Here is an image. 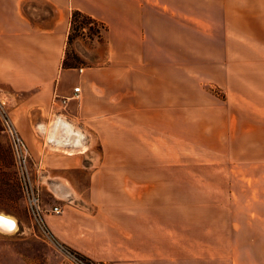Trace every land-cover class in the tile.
Returning <instances> with one entry per match:
<instances>
[{"label": "crops", "instance_id": "crops-1", "mask_svg": "<svg viewBox=\"0 0 264 264\" xmlns=\"http://www.w3.org/2000/svg\"><path fill=\"white\" fill-rule=\"evenodd\" d=\"M209 2L219 13L218 24L204 26L209 29L203 33L238 34L246 28L264 34V0ZM163 5V0H0V96L12 107L28 148L42 207L62 210L46 213L44 222L60 244L93 263L210 259V233L198 238L202 245L196 250L194 220L178 217L184 211L178 202L170 203L173 217L147 215L150 194L160 190L148 178L162 171L164 161L162 153L147 152L148 134L152 140L156 114L159 120L163 113V90L173 88L168 77L156 74L157 67L172 65L163 58ZM72 11L106 27L104 66L62 68ZM187 24L194 31L195 18ZM224 43L227 56L238 39L224 37ZM250 179L255 199L238 201V249L231 264H264V198L254 186L259 175ZM184 230L186 248L180 251Z\"/></svg>", "mask_w": 264, "mask_h": 264}, {"label": "rangeland", "instance_id": "rangeland-1", "mask_svg": "<svg viewBox=\"0 0 264 264\" xmlns=\"http://www.w3.org/2000/svg\"><path fill=\"white\" fill-rule=\"evenodd\" d=\"M163 4V58L171 59L172 65L157 67L156 74L168 77L167 85L173 88L162 92L163 113L159 120L156 114V132L151 130L155 145L148 134L147 152L162 153L164 161L162 171L158 168L148 178V184L160 190L150 194L147 215L173 217L176 211L170 203L178 202L179 208L184 207L178 217L194 220L196 250L202 245L198 238L210 233L206 252L210 259L199 263L231 264L232 252L238 249V201L255 199L250 178L259 175L254 186L264 198V34L246 28L238 34L203 33L209 29L204 26L218 24L219 13L209 0H163ZM192 17L194 31L187 24ZM91 29L98 34L91 36L86 28L72 35L66 46L64 59L73 69L106 63L105 31L96 25ZM224 37L238 39V46H228L227 56ZM5 105L12 119V107ZM0 214L16 222L12 232L0 233V264H70L32 226L1 127ZM182 234L185 230L180 232V251L186 248ZM198 256L199 251L195 257L202 259Z\"/></svg>", "mask_w": 264, "mask_h": 264}, {"label": "built area", "instance_id": "built-area-1", "mask_svg": "<svg viewBox=\"0 0 264 264\" xmlns=\"http://www.w3.org/2000/svg\"><path fill=\"white\" fill-rule=\"evenodd\" d=\"M82 70L79 69V72ZM79 89H74V98L78 99ZM65 103V101H63ZM0 127L1 132L4 134L14 166L17 173V179L20 191L24 198L32 226L37 231L38 235L46 242L54 245L69 261L70 264H105L93 263L81 255L73 252L64 245L60 244L50 233L45 222L44 215L50 213L53 215H60L62 210L59 206H53L49 211H46L41 204L38 188L34 182L32 170L30 167V155L28 148L22 140L15 123L10 118L6 105L0 96Z\"/></svg>", "mask_w": 264, "mask_h": 264}, {"label": "trees", "instance_id": "trees-1", "mask_svg": "<svg viewBox=\"0 0 264 264\" xmlns=\"http://www.w3.org/2000/svg\"><path fill=\"white\" fill-rule=\"evenodd\" d=\"M94 25L99 26L101 30L106 31V27L100 22L96 21L95 19L79 11H72L70 14L67 45L68 43H70L73 37L72 35L77 34L78 32L82 33V31H84L86 28H88V33H90L91 36H96L98 34V33L96 34V30L91 29ZM62 68L70 69V68H74V66L68 65V63L64 59L62 62Z\"/></svg>", "mask_w": 264, "mask_h": 264}, {"label": "bare ground", "instance_id": "bare-ground-1", "mask_svg": "<svg viewBox=\"0 0 264 264\" xmlns=\"http://www.w3.org/2000/svg\"><path fill=\"white\" fill-rule=\"evenodd\" d=\"M15 221L12 217L0 214V232L9 234L16 227Z\"/></svg>", "mask_w": 264, "mask_h": 264}, {"label": "water", "instance_id": "water-1", "mask_svg": "<svg viewBox=\"0 0 264 264\" xmlns=\"http://www.w3.org/2000/svg\"><path fill=\"white\" fill-rule=\"evenodd\" d=\"M15 220V219H14ZM16 223V222H15ZM0 233H2V232H0Z\"/></svg>", "mask_w": 264, "mask_h": 264}]
</instances>
